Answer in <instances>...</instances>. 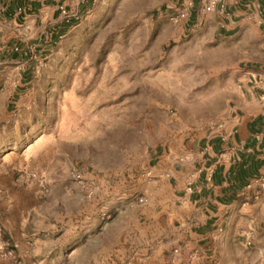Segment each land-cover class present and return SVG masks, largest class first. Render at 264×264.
<instances>
[{"label":"rangeland","instance_id":"obj_1","mask_svg":"<svg viewBox=\"0 0 264 264\" xmlns=\"http://www.w3.org/2000/svg\"><path fill=\"white\" fill-rule=\"evenodd\" d=\"M72 2L63 9L75 23L33 60L26 82L3 47L18 41L33 56L50 25L0 13V264L114 259V208L149 152L223 129L239 67L264 69L257 25L216 42L210 29L172 25L169 0ZM243 256L264 264V247Z\"/></svg>","mask_w":264,"mask_h":264},{"label":"crops","instance_id":"obj_2","mask_svg":"<svg viewBox=\"0 0 264 264\" xmlns=\"http://www.w3.org/2000/svg\"><path fill=\"white\" fill-rule=\"evenodd\" d=\"M173 1L169 0L171 6ZM224 2L226 16L203 13L198 3L178 27L182 31L210 29L206 40L216 42L239 35L249 25L253 30L257 25L256 32L264 33V15L258 23L263 4L257 0ZM70 3L0 0L5 21L50 25L49 42L36 44L33 56L26 44L18 51L13 50V41L4 45L11 50L10 56L3 51L5 62L25 65L21 80L27 81L33 60L70 29L71 19L61 9L70 11ZM238 75L223 129L179 136L149 152L143 169L114 208L111 249L115 255L114 259L106 257L104 264H241V260L248 264L244 253L264 247V192L258 201L242 195L251 179L264 177V90L253 82L264 75V69L243 64ZM249 231L253 237L246 246ZM4 238L9 240L10 233Z\"/></svg>","mask_w":264,"mask_h":264},{"label":"built area","instance_id":"obj_3","mask_svg":"<svg viewBox=\"0 0 264 264\" xmlns=\"http://www.w3.org/2000/svg\"><path fill=\"white\" fill-rule=\"evenodd\" d=\"M197 1V2H196ZM258 3L264 5V0H257ZM196 3L200 4L201 12L209 14L216 13L221 17L226 16V5L224 0H174L172 5V12L168 15V20L172 25L179 26L184 23L191 15L196 7ZM62 13L65 14L63 8ZM20 10V9H19ZM259 20L261 23V18L264 15V8L260 7L258 9ZM14 51H18L17 47H14ZM254 87L264 90V75H260L254 79ZM211 176V171L208 173V178ZM76 181L81 184V176L78 174L75 176ZM264 192V177H255L251 179L244 188L242 193L245 197H250L253 201H258ZM253 237V232L249 231L246 233V246L251 245V240ZM177 253V250L174 251Z\"/></svg>","mask_w":264,"mask_h":264},{"label":"trees","instance_id":"obj_4","mask_svg":"<svg viewBox=\"0 0 264 264\" xmlns=\"http://www.w3.org/2000/svg\"><path fill=\"white\" fill-rule=\"evenodd\" d=\"M196 4H197V3H196ZM9 5L12 6V5H13V2H11ZM74 23H75V21L71 19V20H70V24H69V26H72ZM12 44H13V45H16L15 47H17V48H18L17 45H20V43H18V41L12 42ZM24 50H25V49L22 48L21 51H24ZM21 51H20V53H21Z\"/></svg>","mask_w":264,"mask_h":264}]
</instances>
